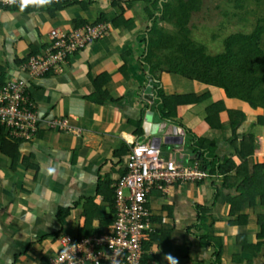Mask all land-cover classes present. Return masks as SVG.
Here are the masks:
<instances>
[{
	"label": "crops",
	"instance_id": "crops-1",
	"mask_svg": "<svg viewBox=\"0 0 264 264\" xmlns=\"http://www.w3.org/2000/svg\"><path fill=\"white\" fill-rule=\"evenodd\" d=\"M114 1L87 0L88 7L75 3L53 13L47 8L21 12L0 2V70L7 78L24 76L21 65L49 46L51 31L69 33L87 24H108L103 38L30 83L37 112L66 117L79 132L41 128L32 140L18 142L15 161L0 151V264L47 262L61 235L78 236L85 222L83 209H91L93 229L109 231L111 226L102 223L111 219L112 185L124 172L130 143L153 140L163 156L191 166L196 161L191 151L195 136L210 142L213 156L219 157L217 165H224L237 184L224 187L222 175L217 178L206 170L208 178L175 182L167 192L153 190L142 264H168L165 254L177 258L178 264H215V244L202 239V233L220 239L221 264H264L260 196L254 204L243 203L234 215L225 200L228 194H239L238 186L248 190L244 179L264 164V109L230 99L223 89L185 83L178 75L149 76L143 61L142 37L149 25L145 4ZM156 86L165 95L206 99L197 107L193 99L177 104L174 116L165 118L156 107ZM94 94L108 103L92 102ZM229 110L246 115L235 132ZM139 119L142 132L136 134L131 121ZM258 172L264 174V167ZM218 189L224 195L216 200ZM198 204L209 207L212 216L201 229ZM60 209L70 211L58 218Z\"/></svg>",
	"mask_w": 264,
	"mask_h": 264
},
{
	"label": "trees",
	"instance_id": "trees-1",
	"mask_svg": "<svg viewBox=\"0 0 264 264\" xmlns=\"http://www.w3.org/2000/svg\"><path fill=\"white\" fill-rule=\"evenodd\" d=\"M118 1L129 2V0H117L114 2L118 3ZM142 2L145 4L143 13L149 23L145 28L146 34L142 37L143 47H145L143 61L149 67V76L156 78L163 72L178 75L190 81L223 89L230 99L245 102L253 108L264 109V16L259 18L253 33L249 35L244 33L229 35L224 40L223 52L217 55H209L206 54L203 46L196 44L190 38V31L187 27L191 12L200 11L201 0H142ZM75 3L80 4L82 7L90 5L86 1L58 0L46 6H28L23 11L20 10L19 4L9 7L21 12L47 8L53 13ZM120 19L124 24L128 23V21ZM164 22L172 24L175 30L168 31L167 28L161 25V23L165 24ZM118 23L119 21L117 20L113 22L115 26ZM3 76L5 75L0 70V87L5 82ZM104 76L107 77L106 75ZM94 82L95 80H93V84ZM154 91L156 107L160 115L165 118L174 116L177 104H186L191 99L194 101L198 100L197 97L165 95L158 86L154 88ZM89 100L97 104L108 103L105 98H100L95 94L91 95ZM229 114L231 125L235 132L242 121L245 120L246 115L244 112L238 110H229ZM131 123L136 126V134H140L142 132L141 128H139L141 126L140 119L131 121ZM203 141H206V143H203ZM12 142L4 137L3 131H0V151L2 154L7 155L10 160L15 161L18 155V141ZM205 145H208L207 149ZM207 150L210 153L209 157L205 156V151ZM191 151L203 169L210 170L209 172L214 173L217 178L222 175L224 187L231 188L232 182L237 184V181L232 176L227 175L224 165H217L219 157L213 156L212 146L207 139L195 136L191 144ZM117 152L118 150L115 151V153ZM262 167H264V164L258 165L256 170L258 171ZM257 171L255 174L259 176V183L255 184L254 192H252V185L255 174L244 179L246 183L244 185H247L248 190H245L243 186H238L239 194H228L225 196V200L230 204V215H234L235 211L240 209L245 202L249 201L250 204H254L257 195L260 196L261 203L264 204V174L260 175L261 172L257 173ZM216 177L215 179H217ZM222 195H224V192L218 189L215 197L216 200ZM111 201L113 206L112 216L109 221L103 222V225L104 223H108L107 225L112 226L114 222L115 208L113 197ZM85 202H91V199H86ZM197 209L200 223L197 225V228L207 227L210 223L206 225V222L212 217L210 215V208L198 204ZM69 211L70 209H60L57 217L60 218L63 215H67ZM83 216L85 222L83 227L78 230V239L88 237L94 233H102V229L96 230L91 227L93 219L91 209H83ZM262 224H264V220ZM263 232L264 227L261 234ZM201 238L207 243L215 244V264H221L222 244L220 239L205 233L201 234ZM261 244H264V242ZM258 248H260V245ZM41 264H48V261L41 262Z\"/></svg>",
	"mask_w": 264,
	"mask_h": 264
},
{
	"label": "built area",
	"instance_id": "built-area-1",
	"mask_svg": "<svg viewBox=\"0 0 264 264\" xmlns=\"http://www.w3.org/2000/svg\"><path fill=\"white\" fill-rule=\"evenodd\" d=\"M0 2L11 5L19 0ZM107 28L108 24L98 22L69 33L53 30L49 46L21 65L24 76H5L0 87V131L6 139L29 141L41 128L79 132L69 125L66 117L41 116L29 96L30 83L60 69L68 55L103 38ZM124 168L112 185L115 213L110 230L80 240L61 235L58 249L48 264H142L143 241L149 225V194L153 190L167 192L175 182H196L210 176L199 161L191 166L182 165L171 155L163 156L159 146L148 139L130 143Z\"/></svg>",
	"mask_w": 264,
	"mask_h": 264
},
{
	"label": "rangeland",
	"instance_id": "rangeland-1",
	"mask_svg": "<svg viewBox=\"0 0 264 264\" xmlns=\"http://www.w3.org/2000/svg\"><path fill=\"white\" fill-rule=\"evenodd\" d=\"M139 1L142 2V0ZM191 13L187 26L190 38L196 44L203 46L206 54L217 55L223 52L224 40L229 35L253 33L259 18L264 16V0H201L200 11ZM164 23L161 25L168 31L175 30L172 24ZM183 80L188 83V80ZM197 99L195 107L200 102L204 103L203 100L206 98L197 97ZM257 175L255 174L253 178L252 192H254L255 184L259 183Z\"/></svg>",
	"mask_w": 264,
	"mask_h": 264
},
{
	"label": "clouds",
	"instance_id": "clouds-1",
	"mask_svg": "<svg viewBox=\"0 0 264 264\" xmlns=\"http://www.w3.org/2000/svg\"><path fill=\"white\" fill-rule=\"evenodd\" d=\"M58 1V0H56ZM68 1V0H67ZM70 1H77V2H81V1H87V0H81V1H78V0H70ZM9 3H15L16 0H8ZM52 0H19V3H16V4H19V7H20V10L23 11L25 8H27L28 6H46V5H49L51 4ZM11 5H14V4H11ZM10 5V6H11ZM96 24V23H95ZM96 42V41H95ZM158 146V145H157ZM51 171V170H50ZM106 233V232H105ZM104 234V233H103ZM92 235H100V234H91L90 236ZM88 236V237H90ZM73 237V236H72ZM88 237H85V238H88ZM74 239L76 240H80L78 239L77 237H73ZM83 239V238H81ZM143 259V258H142ZM164 259L168 261V264H178V259L175 258L173 255L171 254H165L164 256Z\"/></svg>",
	"mask_w": 264,
	"mask_h": 264
},
{
	"label": "water",
	"instance_id": "water-1",
	"mask_svg": "<svg viewBox=\"0 0 264 264\" xmlns=\"http://www.w3.org/2000/svg\"><path fill=\"white\" fill-rule=\"evenodd\" d=\"M156 141H158V138L156 139Z\"/></svg>",
	"mask_w": 264,
	"mask_h": 264
}]
</instances>
